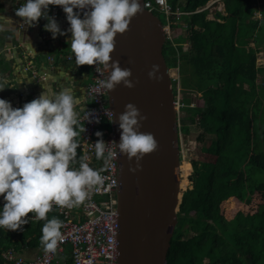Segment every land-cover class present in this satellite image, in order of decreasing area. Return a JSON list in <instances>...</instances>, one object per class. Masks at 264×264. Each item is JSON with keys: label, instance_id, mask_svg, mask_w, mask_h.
<instances>
[{"label": "trees", "instance_id": "16d2710c", "mask_svg": "<svg viewBox=\"0 0 264 264\" xmlns=\"http://www.w3.org/2000/svg\"><path fill=\"white\" fill-rule=\"evenodd\" d=\"M209 1L167 0L172 8L188 13L180 17L184 27L169 25L185 35L172 37L162 48L173 95L176 79L182 93L179 153L181 139L193 141L211 160L190 163L191 189L179 196L166 264H264V84L257 81L264 68L255 61L261 52L257 39L264 32V0H222L224 15L214 12L211 20L208 9L197 12ZM256 13L259 18H254ZM194 94L201 107L191 106ZM179 158L184 190L189 176H184V168L190 166ZM255 194L261 203L254 213L236 212L229 220L221 214L222 202L233 199L247 207ZM47 216L60 219L55 211ZM44 223L29 221L17 231L0 229V251H41Z\"/></svg>", "mask_w": 264, "mask_h": 264}, {"label": "clouds", "instance_id": "9594fccd", "mask_svg": "<svg viewBox=\"0 0 264 264\" xmlns=\"http://www.w3.org/2000/svg\"><path fill=\"white\" fill-rule=\"evenodd\" d=\"M58 6L65 13L69 27L62 31L54 18L47 15L49 6ZM142 11L140 0H24L15 9V16L22 18V25L34 27L40 18L47 20L43 30L57 35L71 34L69 45L75 65L103 66L106 79L102 86L113 90L117 85L134 87L131 70L121 68L119 61L110 62L117 34H124L130 21ZM159 65H152L148 78L159 81ZM7 81L0 80V91ZM80 99L71 87L59 91L44 87L39 97L14 108L9 101L0 99V229L17 231L24 224L43 220L39 243L45 254L54 253L64 237L63 222L48 218L53 206L73 208L89 198L91 192L102 183L101 172L110 166L117 156L126 155L129 161H139L154 152L157 142L151 133L140 132L146 119L132 103L125 105L119 115L120 140L110 142L109 149L100 138L94 143L95 157L103 161V168L96 170L80 157L77 161V137L85 131L79 124L75 107ZM89 113L85 112V118ZM89 122L99 123V120ZM111 122V119L110 121ZM78 163V166H76ZM32 213L30 219H26Z\"/></svg>", "mask_w": 264, "mask_h": 264}, {"label": "water", "instance_id": "95a60500", "mask_svg": "<svg viewBox=\"0 0 264 264\" xmlns=\"http://www.w3.org/2000/svg\"><path fill=\"white\" fill-rule=\"evenodd\" d=\"M143 1L142 11L132 18L128 30L116 35L109 62L119 61L122 69H130L134 87L121 84L106 89V99L117 144L121 134L118 117L132 103L146 117L139 131L151 133L157 148L139 161L140 170L135 172L129 171L136 166L135 158L129 161L117 149V264H166L180 204L178 115L162 56L166 37L160 20L144 9ZM154 64L159 65V81L148 78Z\"/></svg>", "mask_w": 264, "mask_h": 264}, {"label": "built area", "instance_id": "2783aa9c", "mask_svg": "<svg viewBox=\"0 0 264 264\" xmlns=\"http://www.w3.org/2000/svg\"><path fill=\"white\" fill-rule=\"evenodd\" d=\"M22 4L24 0H19ZM145 9L157 10L166 18L180 13L173 12L167 5L166 0L144 1ZM54 10L63 12L58 6H49ZM167 30V28H165ZM68 61H74L73 54L66 57ZM89 69L90 80L85 87V98L87 106L79 117V124L84 125L85 131L79 135L78 153L80 157H87L86 163L90 167L100 170L103 168V161L95 157L94 143L98 140L95 132L98 125L106 123L108 130H103V141L106 146L115 151V147L110 142H115L112 131L113 113L107 105L106 89L102 86V81L106 79V70L103 66L99 69L95 65H84ZM178 106V103H176ZM85 112L89 113L85 118ZM111 119V122H109ZM99 120V123L89 122ZM118 152L110 166L105 168L100 174L102 183L98 185L90 194L89 198L80 206L73 208H60L53 206L51 211H56L61 217L63 227V241L58 243L54 253L45 254L43 249L32 260H25L12 249L0 251V264H62L59 263L58 256L63 254L65 246L69 247V257L72 264H116V234L118 230L116 200L117 192V170ZM77 208V210H75ZM32 213H28L26 219H30ZM32 221V220H30Z\"/></svg>", "mask_w": 264, "mask_h": 264}, {"label": "crops", "instance_id": "0c3cea01", "mask_svg": "<svg viewBox=\"0 0 264 264\" xmlns=\"http://www.w3.org/2000/svg\"><path fill=\"white\" fill-rule=\"evenodd\" d=\"M19 5V0H0V80L7 81L5 89L0 91V99L20 108L39 97L44 87L53 91L71 87L80 99L75 107L79 116L87 106L85 86L90 80V72L86 66L77 67L75 62L66 60V56L72 53L66 43L71 34L57 35L53 40L51 33L43 30L47 23L43 17L34 27L22 25V18L15 16ZM49 9L47 15L55 19L62 31L66 30L69 25L65 13L56 12L52 7ZM39 252L26 249L19 255L32 260ZM65 259L71 261L68 249L58 256L59 263L66 264Z\"/></svg>", "mask_w": 264, "mask_h": 264}, {"label": "rangeland", "instance_id": "374dc122", "mask_svg": "<svg viewBox=\"0 0 264 264\" xmlns=\"http://www.w3.org/2000/svg\"><path fill=\"white\" fill-rule=\"evenodd\" d=\"M204 9L209 10V14L207 16V19H209V20L213 19L214 12H219V13L224 15L222 0H210L205 5ZM48 12H50V9ZM197 12H199V10ZM157 15L159 16V19H161V21L163 22L162 15H160L158 13H157ZM254 18H259V14L256 13ZM174 23H177L181 27H184L183 22L181 20L178 22H172L169 25H172ZM179 34L184 36L185 32H182L178 29L177 30L170 29V26H169L168 31L165 30V37H166L165 42L169 41V39L171 40L172 37L179 35ZM257 40H258V44L257 43L256 44L259 45L258 48H260L261 52H259V54H256V56H255L256 60L255 61H256L257 65L264 68V54H263L264 53V32L258 37ZM249 46L252 47L253 45L250 44ZM183 47H184L183 49L186 50L188 46L185 44ZM263 78H264V74L259 75V78L257 79V81L259 83L262 82V84H264ZM181 99H182V93L179 91V84H178V80L176 79V97H175V100H176V103H178V106L176 105L177 109H179V110H176V113L178 115V119H179V115H181L180 108H179L180 104H181ZM190 104L192 107H201L202 101L200 100L198 94L197 95L196 94L190 95ZM190 128H191V132L195 131V128L193 125H190ZM200 147H201L200 144H196L193 141H190L189 143H187L185 140H182V139L180 140L181 164L186 163V164H189V166H190V168H188V167L184 168L185 169L184 176H187L188 174H189V176H187L185 179V181L187 183V186L185 187V189L184 190L180 189L179 196L181 199H182L184 191L191 189V180L190 179H191V175H192V171H193V168L191 167V164H190L191 161L194 160V161H200V162H207V161L211 160V157H209V156H207L204 153L199 151ZM177 179L180 182L184 180L181 177V171L179 172V177L177 175ZM260 201L261 200H260L259 195L255 194V196L252 198V202L247 207H245V206L241 205L240 203L234 201L233 199H229L228 201L222 202V204L220 205L221 214L223 215V217L225 219H228V220L231 219L233 217V215L236 214V212H241L243 214H252V213H254L257 205H259L261 203ZM191 235H193L192 232L189 233V236H191Z\"/></svg>", "mask_w": 264, "mask_h": 264}, {"label": "bare ground", "instance_id": "6f19581e", "mask_svg": "<svg viewBox=\"0 0 264 264\" xmlns=\"http://www.w3.org/2000/svg\"><path fill=\"white\" fill-rule=\"evenodd\" d=\"M144 1H150L151 3H153V0H144ZM144 1H143V4H144ZM166 3H167V5L171 8V10L173 11V12H175L176 10L180 13V15L176 18L175 16H170V17H168V18H166L162 13H160V12H158L157 10H151V11H149L148 9H145V10H147L148 12H150V13H152L153 15H155L154 13H158V14H161V15H163V17L165 18V21H166V25H162V23H161V25H162V28H163V31H164V34H165V28H167V31H168V27H169V24H171L173 21H171L170 19H172V18H174V22H178V21H180V17L181 16H183V15H188V13H184V12H182V11H180V10H178L177 8H172L169 4H168V2H167V0H166ZM21 4V3H20ZM144 7V6H143ZM56 11V10H55ZM56 12H59V11H56ZM156 16V15H155ZM157 17V16H156ZM159 19V18H158ZM161 22V21H160ZM72 54V53H71ZM71 54H68V55H71ZM67 55V56H68ZM66 56V57H67ZM163 56V55H162ZM67 60V59H66ZM68 61V60H67ZM70 62H75V61H70ZM172 81V80H171ZM86 87V86H85ZM173 92V91H172ZM174 96V95H173ZM174 101H175V106H176V100H175V97H174ZM176 108V110H178L177 109V106L175 107ZM84 111V110H83ZM82 114V113H81ZM81 114L79 115V117L81 116ZM81 126V125H80ZM178 128H179V126H178ZM103 130H108V128L107 129H103V128H101V124H99L98 125V131H100V132H102ZM113 131V130H112ZM178 133H179V131H178ZM114 134V133H113ZM98 138V137H97ZM104 138V135L102 136V139ZM114 138H115V135H114ZM77 139V141H78V139H79V136L76 138ZM98 139H100V138H98ZM179 141V140H178ZM116 142V141H115ZM77 150V149H76ZM118 152V151H117ZM77 153H78V150H77ZM78 156L80 157V155H79V153H78ZM179 157H180V153H179ZM180 159V158H179ZM117 164H118V160H117ZM179 167L180 166H178V169H177V175H178V177H179ZM118 170H119V168H118ZM118 170H117V177H118ZM117 182H118V178H117ZM179 189H180V181H179ZM117 190H118V187H117ZM117 193V192H116ZM116 193H115V200H116ZM116 206H117V200H116ZM115 209H116V207H115ZM75 210H77V208H75ZM56 212V211H55ZM57 213V212H56ZM116 213H117V209H116ZM58 214V213H57ZM177 217V216H176ZM60 220H61V217H60ZM117 222H118V215H117ZM118 231H119V222H118V230H117V234H116V259H115V262H116V260H117V235H118ZM64 249H68V252H70L69 251V247L68 246H65V248ZM42 251V250H41ZM27 261V260H26ZM30 261V260H29ZM71 263H72V261H71ZM117 264V263H116Z\"/></svg>", "mask_w": 264, "mask_h": 264}]
</instances>
